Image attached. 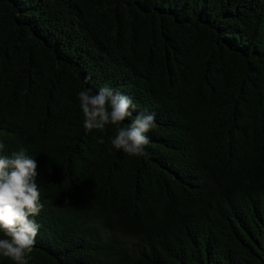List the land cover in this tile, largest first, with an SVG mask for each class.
Returning a JSON list of instances; mask_svg holds the SVG:
<instances>
[{"label": "trees", "instance_id": "16d2710c", "mask_svg": "<svg viewBox=\"0 0 264 264\" xmlns=\"http://www.w3.org/2000/svg\"><path fill=\"white\" fill-rule=\"evenodd\" d=\"M105 85L144 155L85 132ZM0 141L37 164L28 264H264V0H0Z\"/></svg>", "mask_w": 264, "mask_h": 264}, {"label": "clouds", "instance_id": "9594fccd", "mask_svg": "<svg viewBox=\"0 0 264 264\" xmlns=\"http://www.w3.org/2000/svg\"><path fill=\"white\" fill-rule=\"evenodd\" d=\"M79 107L83 114L85 132L103 131L115 127L111 144L132 156L144 155L149 143L147 133L155 128V114L137 112V105L129 96L119 94L107 85L95 93L84 88L78 93ZM131 119L130 123H122ZM98 143H104L103 139ZM5 145L0 141V151ZM37 164L20 148L10 155H0V256L15 264H28L26 253H31L41 225L35 217L44 205L36 183ZM65 203H69L65 200Z\"/></svg>", "mask_w": 264, "mask_h": 264}]
</instances>
